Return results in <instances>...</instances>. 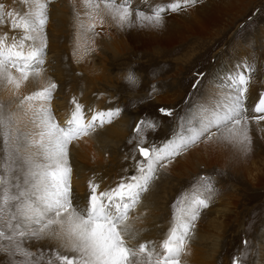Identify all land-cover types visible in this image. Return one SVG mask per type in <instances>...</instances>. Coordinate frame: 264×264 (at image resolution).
I'll list each match as a JSON object with an SVG mask.
<instances>
[{
  "label": "snow or ice",
  "instance_id": "6c2138e0",
  "mask_svg": "<svg viewBox=\"0 0 264 264\" xmlns=\"http://www.w3.org/2000/svg\"><path fill=\"white\" fill-rule=\"evenodd\" d=\"M87 2L96 15L86 31L95 35V20L103 23L101 12L122 28L159 30L169 12L179 13L203 0H171L155 4L149 11L140 10L133 0ZM23 3L28 6L23 13L2 11L0 5V25L20 33L11 38L7 33L0 36V88L10 91L6 101L0 100V253L5 254V264H183L190 232L201 211L210 206L211 183L205 186L207 197L193 193L173 202V226L159 244L131 242L136 233L129 225L130 214L158 178V170L191 147L216 140L242 152L251 150L250 129L264 132V94L251 105L247 103L250 76L246 71L251 65L226 74L221 102L207 107L205 97L211 98V94L206 86L200 106L189 107L180 131L162 145H146V136H142L135 146L139 159L131 174L125 170L115 185L104 189L89 180L87 192L81 196L73 186L70 146L110 125L123 109L93 111L89 118L84 105L73 98L74 107L61 123L52 109L55 82L21 95L24 85L39 83L44 76L48 47V0ZM127 79L135 83L132 73ZM160 111L173 115L168 109ZM145 123L138 122L134 131L140 134ZM147 127L155 129L156 124L147 122ZM52 241L54 245L48 243ZM233 264L241 262L234 259Z\"/></svg>",
  "mask_w": 264,
  "mask_h": 264
},
{
  "label": "rangeland",
  "instance_id": "374dc122",
  "mask_svg": "<svg viewBox=\"0 0 264 264\" xmlns=\"http://www.w3.org/2000/svg\"><path fill=\"white\" fill-rule=\"evenodd\" d=\"M8 1L0 0V5H3L2 11L9 10ZM65 1L69 3V9L65 14L67 17H65V26L62 25L64 29L58 31V26L55 27L57 17L48 19L45 26L48 47L43 66L45 72L42 78L50 77L51 80L53 79L52 82L57 84L52 101L53 113L56 119L63 123L61 116L65 113L66 107L69 111L74 107L71 103L73 98L84 105L89 118L93 111L120 107L123 109L121 115L114 119L110 125L116 124L115 128L125 126L124 129H126L124 142L115 140L110 141V145L100 144L101 152L111 153V149L114 147L118 158L123 160L107 162L106 168L109 169V172L106 175L112 174L110 177L103 175L105 170L102 168L85 171L81 190L77 192L75 189L81 196L87 192L89 180L94 179L100 183L101 189H104L115 185L120 177L126 174L125 170L131 174L134 171L132 166L139 159V153L135 146L142 136H146L144 139L146 145L155 143L160 146L178 133L182 118L189 107L200 106L201 94L210 83L215 67L219 65L224 67L229 64L232 56L236 53L237 46L239 48L244 46L248 51L241 65H251L246 74L250 76L252 93L261 90L264 94V47L262 48L264 38L262 36L261 39L258 38L260 29L264 26V0H203V4L220 3L221 8L225 10L222 16L215 14L219 16L214 18L215 21H212L210 25L212 30L209 29L201 35L205 42L196 51L188 47L193 45L192 42L189 38H186L189 41L185 42L186 39L177 29V26L182 25L186 17L184 11L187 12L189 8L181 11L179 16H175L176 20L164 24V29L161 28L162 31L173 33L177 40L175 43L166 47L143 44L133 50L131 45L126 47L119 43V38L109 23L112 22V19L103 12L100 13L103 16V23L101 24L98 18L95 20V33L97 34L94 35L92 32L86 31L87 25L96 15L91 4L84 8L82 7L84 4H76L74 7L73 0H64L63 2L48 0L47 16L56 7H64ZM164 1L166 0H151L150 2L157 4ZM167 1L171 2V0ZM134 2L135 0H133ZM18 3L24 5L23 0ZM232 3L233 5H231ZM150 8L146 7L145 11H149ZM226 10L228 11L226 12ZM217 19L220 20L217 21ZM4 26L5 24L0 25V27ZM183 42L185 44L181 45ZM123 47L126 49L123 50ZM200 51H204V53L201 54ZM180 67L181 70L178 71L177 68ZM257 67L259 68L257 69ZM58 68L63 69L64 73L67 72L69 76L68 82L71 86L65 93L63 92L65 88L63 90L61 87L64 79L62 80L60 77ZM90 73L96 74V79L88 83ZM129 73L134 75L135 83L128 81ZM80 79L85 83L83 84ZM75 84L78 86L76 87ZM35 85V87L40 86L36 82ZM6 91L8 92L9 89L5 88ZM7 92L4 95L6 94L8 99L10 91ZM84 96L90 100L85 101ZM217 96V99L206 96L204 106L219 103L222 97L219 94ZM96 103L98 105H95ZM161 108L171 110L173 115H165L160 111ZM141 120L146 123L142 127V132L137 134L134 131L135 125ZM147 122L156 124L155 129H149ZM110 125H105V127ZM82 140L75 145V147L80 146L82 142L83 149L80 154L87 150L84 147L85 142ZM130 140L132 143H129ZM121 141L122 144L126 143L125 146L120 144ZM212 141L207 143L211 144ZM196 147L197 145L185 152L187 154L191 151L192 162H185V165L182 166V162L179 161L181 156H179L173 162L180 166L179 168H173V163H171L167 168L158 170V178L152 182L149 190L142 195L141 202L130 214V227L134 228L138 225L139 234L143 229L142 232L145 234L155 231L162 234V236H158L159 239L166 238L168 229L173 226V202L177 198L184 195L191 196L193 193L207 197L209 193L205 186L211 183L210 206L201 211L200 217L195 222V229L190 232L188 249H191L188 255L182 256L183 264H188V262L189 264H201L198 262L200 259L197 256L203 254L210 264H233L234 259H239L241 264H262L264 243H261L260 240L261 235L264 234V175L261 178L252 177V174L261 172V164L264 163L262 158L259 161L252 160L249 164L242 160L239 165L235 156L226 159V156H223L225 152L222 151L219 160H217V155H214L211 157L212 162L207 165L204 160L197 161L200 155L203 156V152L195 149ZM126 162L128 163L125 164ZM98 164L100 165V163ZM79 177L78 173L73 172V184ZM149 199L150 201H147ZM143 205L153 212L146 216L153 221V225L136 222L140 207ZM163 222L167 227L164 231L160 229ZM153 238L158 239L155 236ZM156 241L158 243V240ZM131 242L134 243L133 240ZM48 243L55 244L54 241ZM31 250L35 251V248ZM191 251L192 261L190 260ZM0 264H5V254L0 253Z\"/></svg>",
  "mask_w": 264,
  "mask_h": 264
},
{
  "label": "bare ground",
  "instance_id": "6f19581e",
  "mask_svg": "<svg viewBox=\"0 0 264 264\" xmlns=\"http://www.w3.org/2000/svg\"><path fill=\"white\" fill-rule=\"evenodd\" d=\"M14 1L13 0H9L8 1L9 10L19 11L21 13H23L26 10H28V6L27 5H25V4L21 5V4L18 3V2H21L22 0H14ZM61 1L63 2L64 0H61ZM150 1L151 0H146V2H144V0H135L134 4L138 5L140 10H144L145 11L146 7H152L153 5L156 4V3L150 2ZM226 1H231V0H226ZM232 1H234V0H232ZM165 2H168V1L166 0V1L162 2V3H165ZM73 3H74V7H75L76 4H80V5L84 4L82 7L87 6L89 4L87 2V0H73ZM203 3H204V1H203ZM203 3L197 5V6L193 7V8H189L187 10V12L184 11V13H186L185 14L186 17L184 18V21H183L182 25H178L177 26V29L180 30V32L182 33L183 37L185 39L189 38L190 41L192 42L193 45H189L188 47H190L192 50H195V51L199 50L201 48L199 46L201 44L203 45L204 42H205L201 38V35L204 32H206V31H208L210 29V25H211L212 21L214 20V18L219 16V15L222 16L223 13H224V10H225V9L221 8V4L220 3H216V2H209V3L206 2L207 4H203ZM231 5H233V3ZM200 6H202V7H201L200 10H198V8H200ZM68 9H69V3L67 1H65V6L64 7H60V6L56 7L55 9L50 11V13H48V16H49L48 19L53 18V17H57V22L55 24V27L58 26L57 27L58 31H62L64 29L63 26H65V20H66L65 19V17H66L65 14H66ZM227 11L228 10H226V12ZM179 13H181V12H179ZM179 13L175 14V13L169 12L166 15V18H165V24L169 23V21L176 20L175 16H177ZM216 13L219 14V15H215ZM180 16H181V14H180ZM133 19H135V16H133ZM219 20L220 19H217V21H219ZM109 23L111 24L112 30L118 36L119 43L122 44V45H126V47L131 45L133 50L136 49L139 45H143V44L144 45H148V46H150V45H160L161 47L162 46L166 47V46H169V45H171V44H173V43H175L177 41L175 39L173 33L167 32V31H162V29H159V30L142 29L139 26H133L131 28H122V27L116 25L113 20H112V22L110 21ZM70 25H71V21H70ZM174 27H175V25H174ZM210 30H212V29H210ZM5 33H7L9 38H11L14 35L15 36H19L20 35L19 32L11 31L10 28L8 27V25H6V24H5L4 27H0V36L4 35ZM259 34L260 35H259L258 38H260V39L262 37L264 38V26L260 29V33ZM222 35H223V32H222ZM189 39L188 40L186 39L187 41L185 40V42H188ZM9 42H11V41L9 40ZM185 42H183L181 45L185 44ZM47 43H48V41H47ZM126 47H123V50L126 49ZM209 47H211V46H209ZM263 47H264V45L262 46V48ZM49 48H51V47H49ZM200 52H201V54L204 53V51H200ZM235 52H234L235 54L232 56L233 58L230 60L229 64H226L224 67L219 65L218 67L216 66L215 69H214L213 77H212L210 83L207 86L208 92L211 94V98L212 99H217L216 98V97H218L217 94L221 95L220 97H223V95L225 94L224 87H223V85H225V83H226V81L224 79L225 75L228 74V73H231V72H235L236 68L238 66H241V63L243 62L244 56H245V54L248 51H247V48H245L244 46H242L241 48H239L237 46ZM258 68L259 67H257V69ZM177 70L180 71L181 67L177 68ZM58 72H59V75L62 78V80L64 79V81H65V82L62 81L63 84L61 86V87H63V90L65 88L64 91L61 90V91H63L65 93V92H67L66 90H69L70 86H71V84L68 82L69 81L68 80L69 76L67 75V72L64 73L63 69L58 68ZM90 72H91V70H90ZM101 76H103V74H101ZM95 77H96V74L90 73L89 76H88V83L89 82L91 83L92 80L95 81V79H96ZM52 80H51L50 77H47V78L44 77V78H41V80L39 81V84L41 86V85L47 84L49 82H52ZM80 80L82 81V79H80ZM62 82H60V83H62ZM84 83L85 82H83V84ZM35 86H36L35 82L34 83L32 82V83L26 85L23 88V90H21V94L23 93V95H27L31 91L37 90L38 86L37 87H35ZM75 86L77 87L78 85L75 84ZM6 92H5V88H0V99H3L4 101L7 100V98H6L7 96H5L6 94L4 95V93H6ZM75 93H76V91H75ZM260 94H263L261 90H258L256 92L252 93V87H250V99L247 101V103L249 105H251L254 101H257L258 100V96ZM83 98L86 99V96H84ZM88 100H90V98L86 99L85 101H88ZM81 101H84V100H81ZM211 103H213V102H211ZM95 105H98V103H96ZM209 105H211V104H209ZM13 108H14V106H13ZM66 109H67V107H66ZM66 109H65V113L63 114V116H61L63 121H65L70 115L71 109L69 108L70 111L68 109L67 110ZM61 117H60V119H61ZM114 126H116V124L104 127V128H102L100 130L98 129L97 132L94 135H91V136L83 139L82 141L85 142V146L84 147L87 148V150H84L83 154H80V153H82V149H83V147L81 146L82 142L80 143V146L79 145H77L76 147L75 146H70V162H71V164L73 166V172L78 173L79 176H80L76 180V182H74L75 184H73V186L77 190V192L81 190L83 178H85L84 177V172L85 171H88L89 169L92 170L93 168H95L96 170L102 168V169L105 170L103 172L105 174H103V175L108 176L109 174L106 175L109 172V169L106 168L108 166L107 162L113 163L115 161L121 162L123 160L121 158H118V153H117V151H116V149L114 147H112V149H111L112 152L111 153H109L108 151H106V152L105 151L104 152L100 151V149L102 148V147H100L101 143H107L108 145H110L109 144L110 141H115L116 140L117 142L118 141L120 142V140H122L124 142L125 130H126V129H124L125 126H122V127L119 126L117 128H115ZM250 134L252 135V138H253V142H252L250 151L242 152L238 148H235V147H233L231 145H228L225 142H219L218 143L216 140H213V141L211 140L212 141L211 144L207 143V142H211V141H206V142H201V143H199L197 145V147L195 149H199V150H201V152H203V156L200 155L198 157L197 161L201 162L202 160H204V162L208 165V164H210L212 162V159H211L212 156L217 155V160H219V157H220L222 151H224L225 155H223V156L224 157L226 156L225 157L226 159H228L227 157L235 156L238 159L239 165H241L242 160L249 164L250 162H252V160L255 161V159H257V161H259V159L262 158V160L264 162V132H261V131L257 130L255 127H252L250 129ZM122 141H121L120 144H122ZM125 144H124V146H125ZM190 152L187 153V154L183 153L181 155L179 161L182 162V164H181L182 166L185 165V162H192L193 161V158L191 157V155H190L191 153ZM112 154H113V156H111ZM239 157H241V158H239ZM128 162H129V160H128ZM128 162H126L125 164H127ZM92 163H94V164L92 165ZM98 163H100V165ZM262 165H263V167H262ZM172 167L173 168H179L180 166H177V165H175L173 163ZM234 169H235V167H234ZM257 171H258V168H257ZM111 175L112 174H110V176ZM262 175H264V163L261 164V172L252 174V177L253 178H261ZM110 176H108V177H110ZM147 201H150V199L147 200ZM209 212H212V211H209ZM148 214H153L151 209L145 208V205L141 206L140 207V211H139V213H138V215L136 217V222L138 224L144 223V224H148V225L149 224L153 225V221L146 217ZM214 214H215V212H214ZM165 224L166 223L163 222L162 225L160 226V229L161 230L163 229L162 231H164L167 228ZM137 227H138V225H137ZM137 227L132 228L135 231V233H136V239L133 240L134 243L143 242L145 239L146 240H151V239L153 240L154 236L157 237V238H158V236H162V234L156 233L155 231H150L148 234H145V233L142 232L143 229H141V233L139 234V229L140 228L138 229ZM195 236L197 237V234ZM199 237L201 238V236H199ZM163 239H159V238L156 239V240H158L157 244H159ZM156 240L154 239L155 242H157ZM260 242L264 243V234L261 235ZM190 249H188V252H189ZM192 250H193V248H192ZM191 253H192V251L190 252V254ZM203 255L205 256V254H203ZM203 255L197 256L201 260V261L199 260L198 262H200L201 264H210V263L207 262V258H204ZM191 256H192V257H190L191 259L190 258L189 259L192 261L193 260L192 259L193 255L191 254ZM203 258H204V261L202 263V259ZM196 262H197V260H196ZM188 264H189V262H188ZM190 264H192V263H190Z\"/></svg>",
  "mask_w": 264,
  "mask_h": 264
}]
</instances>
